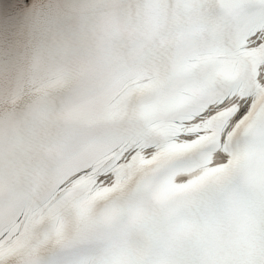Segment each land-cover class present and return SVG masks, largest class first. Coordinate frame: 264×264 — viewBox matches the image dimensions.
<instances>
[{
    "label": "snow or ice",
    "instance_id": "snow-or-ice-1",
    "mask_svg": "<svg viewBox=\"0 0 264 264\" xmlns=\"http://www.w3.org/2000/svg\"><path fill=\"white\" fill-rule=\"evenodd\" d=\"M39 3L0 42V264H264V0Z\"/></svg>",
    "mask_w": 264,
    "mask_h": 264
}]
</instances>
